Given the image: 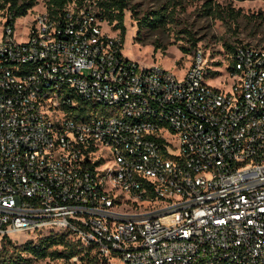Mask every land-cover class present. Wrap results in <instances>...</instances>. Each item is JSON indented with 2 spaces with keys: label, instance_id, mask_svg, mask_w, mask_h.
I'll return each mask as SVG.
<instances>
[{
  "label": "built area",
  "instance_id": "2783aa9c",
  "mask_svg": "<svg viewBox=\"0 0 264 264\" xmlns=\"http://www.w3.org/2000/svg\"><path fill=\"white\" fill-rule=\"evenodd\" d=\"M0 31V248L65 232L71 264H264V47L227 89L123 53L99 11ZM26 232L31 237L15 238Z\"/></svg>",
  "mask_w": 264,
  "mask_h": 264
},
{
  "label": "rangeland",
  "instance_id": "374dc122",
  "mask_svg": "<svg viewBox=\"0 0 264 264\" xmlns=\"http://www.w3.org/2000/svg\"><path fill=\"white\" fill-rule=\"evenodd\" d=\"M107 0H82L83 7L99 11L98 2ZM44 0H36L30 9L35 13L44 7ZM124 10L125 35L123 53L142 64L160 65L181 76L192 60L195 50L204 51L207 78L215 87L227 89L231 81V52L226 45L240 44L264 47V0H128ZM157 12L161 18L155 24H146L144 16ZM5 10L0 9V22ZM139 18L141 21L138 23ZM24 17L15 23L17 40L24 34ZM2 24L0 23V31ZM103 31L121 37L115 22L103 23ZM196 41L195 46L192 42ZM15 238L31 237L26 232L14 233ZM24 242L17 241L20 254L30 257L29 264H58L59 259L35 258L22 249ZM14 251L8 248V253ZM2 250H0V254ZM15 253V251L13 252ZM82 264H92L88 258ZM109 264H120L113 257Z\"/></svg>",
  "mask_w": 264,
  "mask_h": 264
},
{
  "label": "trees",
  "instance_id": "16d2710c",
  "mask_svg": "<svg viewBox=\"0 0 264 264\" xmlns=\"http://www.w3.org/2000/svg\"><path fill=\"white\" fill-rule=\"evenodd\" d=\"M75 2L81 4L82 0H44V7L51 15H57L58 12L68 5ZM36 4V0H0V9L5 10L8 19L6 23L12 24L13 21L24 16ZM99 16L112 23L115 22V28L120 29L121 42H124L125 26L123 24L124 10L129 9L128 0H107L98 2ZM146 24L152 25L160 20L161 16L157 12H151L150 16H144ZM138 23L141 21L139 18ZM155 23H154V22ZM196 41L192 42L194 47ZM227 50L232 52L235 46L226 45ZM231 68V67H230ZM22 249L26 250L35 258L50 257L59 259L58 264H71L69 258L76 253H80L76 242L70 240L65 232L50 233L37 240L27 239L23 241ZM10 237L3 241L2 253L0 254V264H29L30 257H24L20 254V248L15 245ZM13 247L14 251L8 253V248ZM81 261L85 259L84 255L79 254Z\"/></svg>",
  "mask_w": 264,
  "mask_h": 264
}]
</instances>
